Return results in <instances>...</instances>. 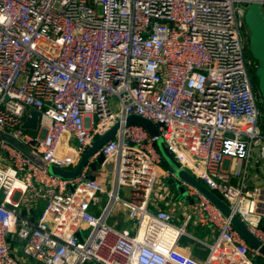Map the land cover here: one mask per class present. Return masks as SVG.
<instances>
[{"label":"built area","instance_id":"obj_1","mask_svg":"<svg viewBox=\"0 0 264 264\" xmlns=\"http://www.w3.org/2000/svg\"><path fill=\"white\" fill-rule=\"evenodd\" d=\"M252 0H0V129L41 153L40 167L0 137V264H254L264 259V188L250 168L264 164L259 96L245 50ZM264 12V0H261ZM249 36V35H248ZM117 103H112V98ZM33 109L35 131L23 128ZM132 115L157 127L153 134ZM116 126V127H115ZM115 132L71 171L91 145ZM164 141L184 168L230 207L226 215L196 186L163 166ZM100 153L111 179L90 177ZM234 162L232 168L224 160ZM194 202L184 225L169 180ZM235 178H237L235 180ZM20 179L24 184L17 186ZM36 182L44 205L32 218L20 205ZM128 187L125 195L121 194ZM106 195L98 213L90 205ZM135 227L118 228L114 205ZM190 221L211 224L201 259L182 245ZM237 221L259 240L252 246ZM80 232V235H78Z\"/></svg>","mask_w":264,"mask_h":264},{"label":"water","instance_id":"obj_2","mask_svg":"<svg viewBox=\"0 0 264 264\" xmlns=\"http://www.w3.org/2000/svg\"><path fill=\"white\" fill-rule=\"evenodd\" d=\"M245 17L250 35V53L253 55V57L258 63L255 72L258 77V89L261 93L262 103L264 105V12L262 9L261 0H252L251 4L247 8ZM39 118H40L39 111L33 109L30 113V116L24 122L23 128L31 132L35 131L38 127ZM128 122L140 123L143 126H145L149 131H151L153 134L158 133L156 125L151 120L145 117L143 118L141 116L132 115L128 118ZM115 127L112 128L110 131H108L107 134L101 136L97 141H95V143L89 147V149L82 157L80 162L77 164V166L71 171L63 170L55 165L49 166V170L51 171L53 170L55 173L67 178H71L79 175L82 171L83 166L89 160V157L95 154L96 152H98L99 151L98 149L101 147V145L104 144L107 141V139L115 132L114 131ZM0 137L5 141L9 142L11 145L15 146L19 151L23 152L26 156H28L32 160V162H35L38 166L40 167L47 166V162L41 153L37 152L34 148L32 149L30 146L23 143L17 137L9 134L8 132L2 129H0ZM158 147L164 159L167 161L169 167L175 170L181 179H184L188 183L196 186L210 199L211 202L215 203L219 208H221L224 214L226 215L230 214L229 205L221 197H219L216 193L211 191L206 185H203L197 178H195L186 169L184 168L180 169L179 164L177 163L173 154L169 151V149H167L166 145L164 144V141L160 140L158 143ZM104 162H106V157L104 156L103 153H100L97 159L91 163L90 177L92 179L97 178L96 174L99 170L98 165ZM111 167H112V160H109L107 164L108 176L106 178V184H108V182H110L111 179V174H110V171L112 170ZM179 190L182 196L188 198L184 186L182 188L179 187ZM189 200L191 203L194 202L193 197H190ZM238 222L239 221H237V224ZM240 230L243 236L249 241V243L252 246L258 247V245H260L259 240H256L249 233L245 225L241 226ZM78 235H80V232H78ZM261 251L264 253V245L261 246ZM256 262L257 263L261 262L262 264H264V259L258 257ZM99 264H103V263H99Z\"/></svg>","mask_w":264,"mask_h":264},{"label":"crops","instance_id":"obj_3","mask_svg":"<svg viewBox=\"0 0 264 264\" xmlns=\"http://www.w3.org/2000/svg\"><path fill=\"white\" fill-rule=\"evenodd\" d=\"M225 162H227L226 163L227 168L234 167L233 166L234 162L232 160L225 159L224 165ZM163 166L169 167L168 163H164V162H163ZM263 169H264V164L263 165L253 164V166L250 168L249 184L251 188L257 186H261L264 188ZM102 175L108 176V171L102 172L98 170L96 174L97 178H100ZM236 179L237 178H235V180ZM169 186L171 193L174 195L173 199L172 197L168 196L164 198V200H160L159 205L164 209L171 208L172 210H173V205H175L176 210H175V217L173 222L183 226L184 225L183 222L186 218L185 216L186 212L190 210L192 204L189 198H186L180 194L179 187L182 188L184 186L182 180L176 178L170 179ZM45 193H46L45 184L43 182H36V186L34 187V190L29 192L25 200L22 201L19 207L20 211L23 214L29 215L30 217L34 218L38 214V212L42 209V206L44 205L45 198H43L42 195H44ZM106 199H107L106 195H100L99 202L95 204L92 203L90 205L91 206L90 209L95 213L100 212L104 207L103 205ZM109 220L111 223L115 224L118 228L121 229L133 230L135 227L133 220L129 216L128 209L120 203L114 205V210ZM241 226H243V224L239 221L237 224V228L240 230ZM186 229H187V233L184 234V236L181 238L182 245L185 246L186 249H188V251H191L194 255L200 257L198 252L195 251V249L193 248V245H195V243L197 242L203 245L205 244L203 241L212 242V240L216 236V231L215 229L212 228L211 224H203V223L201 224V223H196L194 221H190L189 224L186 226ZM84 264H91V263L86 262Z\"/></svg>","mask_w":264,"mask_h":264},{"label":"rangeland","instance_id":"obj_4","mask_svg":"<svg viewBox=\"0 0 264 264\" xmlns=\"http://www.w3.org/2000/svg\"><path fill=\"white\" fill-rule=\"evenodd\" d=\"M247 31H248V35H249V29H248V27H247ZM243 34L245 35V38H246V42H245V50H246V54H248V56L250 57V59H252L253 61L255 60V58L253 57V55L250 53V35L248 36L247 35V33L245 32V30H244V32H243ZM254 69H256V67H252V66H250V68H249V72H251V74L253 73L252 71L254 70ZM112 103L115 101L116 103H117V98L116 97H114V98H112ZM260 107H259V109H260V111H261V115H260V126H261V128H263V130H264V109H262L263 108V105H259ZM164 163H167V161L164 159V161H163ZM227 162H225V167H227L226 164ZM263 168V167H262ZM264 170V169H263ZM50 172L51 173H54V174H57V173H55L53 170L51 171L50 170ZM110 173H111V171H110ZM112 174V173H111ZM263 175H264V172H263ZM127 190H128V187L126 188V187H124L123 189H122V191H121V194H123V195H125V193L127 192ZM193 248L195 249V251H197L198 252V254H199V256L200 257H197L196 255V257H197V259H201V260H203V258L209 253V248L205 245V244H200L199 242H197V243H195V245H193ZM88 263V262H87Z\"/></svg>","mask_w":264,"mask_h":264},{"label":"trees","instance_id":"obj_5","mask_svg":"<svg viewBox=\"0 0 264 264\" xmlns=\"http://www.w3.org/2000/svg\"><path fill=\"white\" fill-rule=\"evenodd\" d=\"M253 73L251 74V72H250V74H251V79H252V85H253V89H254V91H256L257 92V94H258V96H259V99L261 100V93H260V91H259V89H258V77H257V75H256V72H255V69L252 71ZM261 104V103H260ZM262 109H264V106H263V108ZM254 264H262L261 262H259V263H257V262H255Z\"/></svg>","mask_w":264,"mask_h":264},{"label":"bare ground","instance_id":"obj_6","mask_svg":"<svg viewBox=\"0 0 264 264\" xmlns=\"http://www.w3.org/2000/svg\"><path fill=\"white\" fill-rule=\"evenodd\" d=\"M17 186H23V182L20 179H17L16 181Z\"/></svg>","mask_w":264,"mask_h":264},{"label":"flooded vegetation","instance_id":"obj_7","mask_svg":"<svg viewBox=\"0 0 264 264\" xmlns=\"http://www.w3.org/2000/svg\"><path fill=\"white\" fill-rule=\"evenodd\" d=\"M253 86V85H252ZM260 103H261V105H263V103H262V98H261V100L259 99V102H258V107H260L259 105H260ZM264 106V105H263Z\"/></svg>","mask_w":264,"mask_h":264}]
</instances>
